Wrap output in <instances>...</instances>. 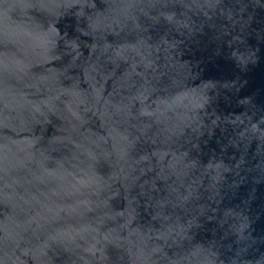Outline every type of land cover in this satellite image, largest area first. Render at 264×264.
<instances>
[{
  "label": "water",
  "instance_id": "1",
  "mask_svg": "<svg viewBox=\"0 0 264 264\" xmlns=\"http://www.w3.org/2000/svg\"><path fill=\"white\" fill-rule=\"evenodd\" d=\"M0 264H264V0H0Z\"/></svg>",
  "mask_w": 264,
  "mask_h": 264
}]
</instances>
